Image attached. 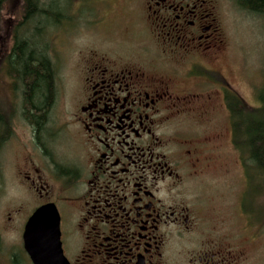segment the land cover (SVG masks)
<instances>
[{
  "label": "flooded vegetation",
  "instance_id": "obj_1",
  "mask_svg": "<svg viewBox=\"0 0 264 264\" xmlns=\"http://www.w3.org/2000/svg\"><path fill=\"white\" fill-rule=\"evenodd\" d=\"M70 2L55 10V30L62 26L65 34L72 27ZM125 3V32L112 34L106 48L89 49L72 81H63L71 111H51L61 81L57 62L47 57L52 99L47 111H20L27 140L22 163L5 177V225L17 231L28 264L23 235L44 208L53 220L39 232L50 249L59 244L64 264H264L263 195L248 191L252 158L233 142L225 100L235 92L219 62L227 46L226 9L258 14L239 0ZM96 5L93 11L86 0L88 25L100 30L108 23L100 16L107 2ZM221 105L226 143L222 129L193 134L189 121L213 122ZM223 153H233L243 177L230 201L214 175L227 174L234 161Z\"/></svg>",
  "mask_w": 264,
  "mask_h": 264
},
{
  "label": "rangeland",
  "instance_id": "obj_2",
  "mask_svg": "<svg viewBox=\"0 0 264 264\" xmlns=\"http://www.w3.org/2000/svg\"><path fill=\"white\" fill-rule=\"evenodd\" d=\"M38 1L42 9L46 7L47 14L39 15L33 22L30 21L31 23L24 27V30L20 29L18 31V36L22 37L24 31H26L24 37L28 39L31 36L32 40L37 43V49L43 45L42 49L43 52L46 51L47 57H53L57 62L60 68L59 75L61 80L59 79V81L61 82L57 99L51 111H71V99L62 91L63 81L65 80L66 84L72 81L74 76L73 68L85 56L89 49L100 50V48H106L110 43V39L114 37L112 34L120 36L125 32L124 7L126 0H104L107 2V6L103 7L100 16L107 17L106 20L108 23L106 27L100 30L99 27L93 29L88 25L90 10L86 6V0H71L69 8L68 5L65 7L66 12L69 13L67 17H70L72 20V27L68 31V34L61 31L62 26L59 27V30H55L58 25L56 23L57 21H55L56 26L54 29L51 24L55 19L57 4L62 9L70 0ZM92 2L94 5L93 11L100 9V6L96 5L99 0H92ZM239 10L238 7L235 8L231 5L224 13L227 46L221 52L219 62L221 70H223L232 90L249 108L254 109L259 106L257 94L264 81V18L253 13H243ZM23 12V0H8L5 4L0 27V49L8 51L11 47L13 28L21 21ZM42 25L49 27H41ZM39 27L40 36L36 37V29H39ZM65 29L67 30L68 27L65 26ZM58 35L62 37L68 35L66 37L68 38V42L58 41ZM57 52H61V54ZM19 90L21 89L19 88ZM14 115L16 116V120L12 130V136L0 150V171L2 172L0 176V179L2 178L0 180L2 184L0 190V264H9L11 258L9 252L13 253L10 264H28L21 252V243L17 231L7 227L4 222L8 204L10 205L7 202V194H9L8 189L10 186L5 177H7L8 172H11L12 165L16 170L22 163L20 146L27 140V131L22 126L23 119L20 118V111H15ZM213 115V122L208 121L205 117H202V119L199 118L196 121L193 117L194 119L189 121L197 125V127L193 125L196 129V132L193 134L202 135V133L205 134L209 131L213 133L215 129L217 131L218 129H222V143H226L229 138L227 111H224L221 105L220 109L214 111ZM223 157L231 158V162L234 159L235 162L230 163V169L226 171L227 174L224 170L218 169L214 172V175L218 180L220 178L222 182L225 180L224 184L227 182V178L229 184L224 185L220 181L221 184L217 186V190L221 196L229 198L230 201L232 197L231 193H235V191L240 193L243 187V177L241 176V170L237 166V160L233 156V153L230 155L223 153ZM248 176L250 178L247 186L249 193L251 191L253 196L261 190L263 195L262 202L264 203V174L260 175L259 170L252 169L251 167V171H248ZM16 201H19V198H16L12 204H15ZM223 203H225V200L222 198V201L219 202L221 212H223ZM255 208L259 207L255 206Z\"/></svg>",
  "mask_w": 264,
  "mask_h": 264
},
{
  "label": "trees",
  "instance_id": "obj_3",
  "mask_svg": "<svg viewBox=\"0 0 264 264\" xmlns=\"http://www.w3.org/2000/svg\"><path fill=\"white\" fill-rule=\"evenodd\" d=\"M7 2L8 0H0V27ZM239 4L243 9L255 11L264 18V0H239ZM23 10L21 21L12 31L11 47L8 51L0 49V150L10 138L15 111H47L52 99L51 64L45 55L46 51L37 49V43L31 36L25 38L26 31L22 37L18 36L20 29L24 30L39 15H46L48 11L46 7L42 9L39 6L38 0H23ZM57 19L53 22L58 21ZM39 30L40 27L36 29V37L40 36ZM257 100L259 106L254 109L249 108L236 93L228 95L225 102L236 149L251 156L250 166L263 175L264 81Z\"/></svg>",
  "mask_w": 264,
  "mask_h": 264
},
{
  "label": "water",
  "instance_id": "obj_4",
  "mask_svg": "<svg viewBox=\"0 0 264 264\" xmlns=\"http://www.w3.org/2000/svg\"><path fill=\"white\" fill-rule=\"evenodd\" d=\"M46 213L50 214L48 208L38 209L29 218L23 235L24 250L32 264H64V258L58 249L59 244H56V249H50V241L47 240L46 234L39 232L40 229L51 226L53 214L48 216Z\"/></svg>",
  "mask_w": 264,
  "mask_h": 264
}]
</instances>
